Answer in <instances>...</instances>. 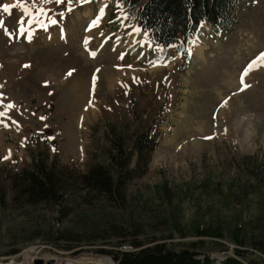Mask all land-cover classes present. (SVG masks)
<instances>
[{
	"label": "rangeland",
	"instance_id": "rangeland-1",
	"mask_svg": "<svg viewBox=\"0 0 264 264\" xmlns=\"http://www.w3.org/2000/svg\"><path fill=\"white\" fill-rule=\"evenodd\" d=\"M143 33L119 0H0V258L36 223L47 235L24 256L74 247L78 264H99L108 257L99 249L123 240L197 242L217 264L234 249L248 253L243 264H264V66L248 70L264 54V0H241L227 31L202 24L183 49L155 47ZM146 131L157 146L125 185L124 204L71 186V213L59 222L54 207L10 202L7 172L46 159L83 174L111 164L118 137L135 166ZM109 216L120 228L127 220L130 234L82 229Z\"/></svg>",
	"mask_w": 264,
	"mask_h": 264
},
{
	"label": "trees",
	"instance_id": "trees-1",
	"mask_svg": "<svg viewBox=\"0 0 264 264\" xmlns=\"http://www.w3.org/2000/svg\"><path fill=\"white\" fill-rule=\"evenodd\" d=\"M126 4L133 20L139 23L141 29L147 33L148 39L159 47L171 45L186 46L190 37L197 33L201 23L206 22L213 28L221 31L228 30L234 22V15L237 4L240 0H120ZM156 137L146 131L141 134L133 144V152L136 153L135 166H132V156L123 149V142L120 137L116 141V154L111 155V164L93 165L86 173H78L67 166L56 167L48 163L46 159H35L30 166L19 170L7 172L11 203L20 207H54L57 210V219L66 220L71 213V209L64 204L67 203V193L69 188L74 186L84 191V198L88 195H101L109 201L123 203L126 198L125 185L144 174L151 158L152 152L156 149ZM73 171L78 179L74 178ZM5 196L0 189V209L4 203ZM124 204V203H123ZM119 207V206H117ZM25 208V207H24ZM39 210V209H38ZM108 223L103 225V219L87 224L83 221L82 229L94 231L102 228L101 233L107 236L126 237L130 234L126 223L123 228L116 225V219L109 216ZM109 217H106L108 219ZM92 224V226H90ZM94 224V225H93ZM90 226V227H89ZM130 228V226L128 225ZM131 230V229H130ZM84 231V232H86ZM133 233L138 231L131 230ZM18 233V232H17ZM99 233V232H93ZM42 230L35 223L29 230L19 231L18 236L23 239V243L29 244L35 239H39ZM97 235L98 238L103 237ZM47 235V234H45ZM85 235V234H84ZM101 236V237H99ZM210 236V235H209ZM212 236H218L213 234ZM15 237V236H13ZM11 238L15 245L17 240ZM88 239L95 237H87ZM69 235H61L56 241L71 240ZM74 239L72 241H76ZM240 247L244 243L234 241ZM129 245L132 251H121L117 248ZM255 243H251L254 246ZM1 246V241H0ZM74 247H65L68 250ZM104 248V247H103ZM75 250V249H72ZM18 249L7 252V255L14 254ZM234 257H225L219 264H243L241 260H246L248 253L242 249L233 250ZM98 254L110 256L115 264H217L201 251L199 243H189L181 248H173L166 243H153L143 245L134 240H123L117 244L116 248L109 251L99 249ZM248 264H252L248 260Z\"/></svg>",
	"mask_w": 264,
	"mask_h": 264
},
{
	"label": "built area",
	"instance_id": "built-area-1",
	"mask_svg": "<svg viewBox=\"0 0 264 264\" xmlns=\"http://www.w3.org/2000/svg\"><path fill=\"white\" fill-rule=\"evenodd\" d=\"M36 259H42V257H38V251L33 252L32 255L28 256L18 254L12 259H0V264H33Z\"/></svg>",
	"mask_w": 264,
	"mask_h": 264
},
{
	"label": "snow or ice",
	"instance_id": "snow-or-ice-1",
	"mask_svg": "<svg viewBox=\"0 0 264 264\" xmlns=\"http://www.w3.org/2000/svg\"><path fill=\"white\" fill-rule=\"evenodd\" d=\"M42 2L45 3V4H47V3L50 2V0H42ZM55 2L59 4V3L62 2V0H55ZM4 10L7 11L8 10L7 7H5ZM25 11H27V10H25ZM38 12L41 13V14H43V9H39ZM53 23H54V21H53ZM23 31H24L23 28H21V34H23ZM257 63H260L261 66H264V54H261V56L257 60L253 61L252 64H250L248 66V70H251L252 67H253V65H255ZM245 75H247V71L245 72ZM9 107H12V106L9 105Z\"/></svg>",
	"mask_w": 264,
	"mask_h": 264
},
{
	"label": "bare ground",
	"instance_id": "bare-ground-1",
	"mask_svg": "<svg viewBox=\"0 0 264 264\" xmlns=\"http://www.w3.org/2000/svg\"><path fill=\"white\" fill-rule=\"evenodd\" d=\"M131 47L129 46V49H130ZM195 55H196V57H195V59L197 58V59H201V55H199V52L198 51H196L195 52ZM92 57H95V56H92ZM223 108H221V110H222ZM18 254H22V252H20V253H18ZM17 254V255H18ZM17 255H15V256H17ZM66 264H69V262H67Z\"/></svg>",
	"mask_w": 264,
	"mask_h": 264
},
{
	"label": "water",
	"instance_id": "water-1",
	"mask_svg": "<svg viewBox=\"0 0 264 264\" xmlns=\"http://www.w3.org/2000/svg\"><path fill=\"white\" fill-rule=\"evenodd\" d=\"M35 264H41V262L40 261H36Z\"/></svg>",
	"mask_w": 264,
	"mask_h": 264
}]
</instances>
